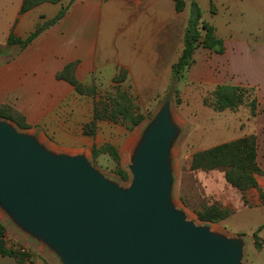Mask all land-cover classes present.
Segmentation results:
<instances>
[{
	"label": "crops",
	"instance_id": "0c3cea01",
	"mask_svg": "<svg viewBox=\"0 0 264 264\" xmlns=\"http://www.w3.org/2000/svg\"><path fill=\"white\" fill-rule=\"evenodd\" d=\"M182 1L185 7L181 12L186 18L183 39L190 0ZM196 1L202 20L214 28L224 49L216 54L198 47L193 57L199 56L201 61L192 65L188 79L194 83L242 87L254 94V110L246 115L241 127L245 131L237 139L256 137V160L263 173L256 176V181L264 191V0ZM22 3L23 0H14L12 13L0 21V34L6 41L11 32L16 38L26 39L55 18L62 8L66 12L24 48L8 46V52L0 56V106H8L20 114L29 127L26 130L64 141L86 136L83 130L92 120L94 99L78 94L57 74L75 63V79L90 86L96 74L135 66L128 56L140 62L138 68H150L151 65L145 64V56H152L156 67L164 56V10L171 12L173 8L181 13L175 10L173 0H62L20 13ZM166 53L171 54L172 50L167 49ZM170 73L172 76V69ZM240 195L248 201L241 206L255 207L262 220L255 232L257 245L254 240L244 239L245 247L250 243L255 255L264 259V207L259 193L251 188L244 196ZM0 264L51 262L33 255L19 262L0 254ZM249 264H254L253 258Z\"/></svg>",
	"mask_w": 264,
	"mask_h": 264
},
{
	"label": "water",
	"instance_id": "95a60500",
	"mask_svg": "<svg viewBox=\"0 0 264 264\" xmlns=\"http://www.w3.org/2000/svg\"><path fill=\"white\" fill-rule=\"evenodd\" d=\"M179 133L167 100L134 144L121 187L84 155L53 153L0 118V210L61 264H243L244 237L196 225L172 202Z\"/></svg>",
	"mask_w": 264,
	"mask_h": 264
},
{
	"label": "rangeland",
	"instance_id": "374dc122",
	"mask_svg": "<svg viewBox=\"0 0 264 264\" xmlns=\"http://www.w3.org/2000/svg\"><path fill=\"white\" fill-rule=\"evenodd\" d=\"M13 1L3 0V5L0 6V21L12 13ZM188 15L189 9L186 12V16ZM185 21L182 12L176 13L173 8L171 12L164 10V56L157 62L156 67L151 61L152 56H145V64L151 65L150 68H138L140 62H135L132 60L133 56H128L135 66L115 68L114 72L104 71L92 78L90 86L96 89L95 100L99 103L104 101L106 95L115 94L116 87L131 97L136 106V113L144 117L143 122L136 128L129 130L119 123L102 121L93 137L82 136L64 141L54 140L31 129L22 130L13 124L20 132L34 134L39 143L53 153L84 155L92 167L105 178L121 187H128L132 178L129 171L131 147L138 141L160 107L169 100L173 120L180 129L172 148V202L175 207L183 211L187 219L196 225L209 226L213 231L226 237L242 235L244 239L254 240V233L262 221L257 209L241 206L247 205L248 201L245 197L241 198L240 191L226 183L222 172L190 169L194 153L233 141L243 135L245 130H241V127L245 124L246 115L251 112L254 94L250 91L249 94L248 92L244 94L245 104L235 110L219 113L214 111L210 106L214 100L213 92L217 86L222 85L194 83L188 79L192 65H198L201 61L199 56L192 57L189 68L185 69L179 80L173 83L170 70L179 57L176 55H180L183 49L182 34ZM0 48L3 50L0 56L8 52L7 41L1 34ZM167 49H171L172 53L167 54ZM121 75H124L123 81L115 83L114 78ZM106 145L114 148L118 162L108 153L97 156L92 154L93 148L100 149ZM122 174H125V179ZM214 205L229 211L230 215L217 224L200 221L197 213ZM0 223L5 227L8 240L23 248L26 254L34 257L43 256L51 264H61L59 258L43 244L19 231L1 210ZM255 253L248 243L243 251L242 263L249 264L250 258H253L254 264L263 263L264 259L257 257Z\"/></svg>",
	"mask_w": 264,
	"mask_h": 264
},
{
	"label": "trees",
	"instance_id": "16d2710c",
	"mask_svg": "<svg viewBox=\"0 0 264 264\" xmlns=\"http://www.w3.org/2000/svg\"><path fill=\"white\" fill-rule=\"evenodd\" d=\"M62 0H23L20 13H25L34 7L51 3L58 4ZM175 10L181 12L185 3L182 0H173ZM213 12V10H211ZM66 12L61 9L58 14L50 20L46 25L37 28L26 39H19L11 32L7 39V46L18 45L24 48L31 43L46 27L60 20ZM202 47L209 51L221 54L224 46L221 39L215 35L214 28L207 22L202 20V13L196 0H190V16L183 37V49L177 63L172 67V81L175 83L181 77L182 72L189 68L192 63L194 51ZM75 63L67 65L61 72L57 74L58 79H62L70 83L78 94L92 97L94 99V108L92 120L84 126L83 133L86 136L93 137L96 133L97 126L102 121L119 123L131 130L139 126L144 117L136 113V106L133 100L119 87L115 88V94L105 96L103 102L95 100L97 91L92 86H86L78 82L74 77ZM124 75L114 78L115 83L122 82ZM249 90L237 86H217L213 92L214 100L210 103L212 109L216 112L225 110H235L245 104V95ZM249 94V92H248ZM251 101V109L254 110V102ZM0 118L11 121L22 130L28 129V125L24 122L23 117L8 106H0ZM257 143L254 135H248L227 143H223L206 150L198 151L191 157L190 169L192 171H220L223 173L224 180L231 187L244 193L255 188L259 193V199L264 207V191L259 189L256 176H262L263 173L256 160ZM101 153H108L118 162L117 153L109 145L102 146L100 149L93 148L92 154L97 156ZM124 179L125 174H122ZM244 198V197H243ZM200 221L217 224L228 215L229 211L222 210L218 206H210L204 208L197 213ZM5 227L0 223V254L3 256H11L19 262H23L29 258L28 254L11 250L7 247ZM254 241L257 245V237L254 233Z\"/></svg>",
	"mask_w": 264,
	"mask_h": 264
},
{
	"label": "built area",
	"instance_id": "2783aa9c",
	"mask_svg": "<svg viewBox=\"0 0 264 264\" xmlns=\"http://www.w3.org/2000/svg\"><path fill=\"white\" fill-rule=\"evenodd\" d=\"M5 241H6V244H7V247L11 250H14V251H18L20 253H25V250L17 245H15L13 242H11L10 240H8V238L6 237L5 238Z\"/></svg>",
	"mask_w": 264,
	"mask_h": 264
},
{
	"label": "bare ground",
	"instance_id": "6f19581e",
	"mask_svg": "<svg viewBox=\"0 0 264 264\" xmlns=\"http://www.w3.org/2000/svg\"><path fill=\"white\" fill-rule=\"evenodd\" d=\"M133 147H134V145H133ZM133 147H131V149H133Z\"/></svg>",
	"mask_w": 264,
	"mask_h": 264
}]
</instances>
